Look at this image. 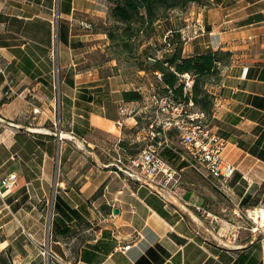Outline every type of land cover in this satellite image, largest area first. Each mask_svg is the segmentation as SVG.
I'll return each mask as SVG.
<instances>
[{
    "label": "crops",
    "instance_id": "1",
    "mask_svg": "<svg viewBox=\"0 0 264 264\" xmlns=\"http://www.w3.org/2000/svg\"><path fill=\"white\" fill-rule=\"evenodd\" d=\"M207 2L210 5H196L183 16L181 11H170L166 19L154 24V37L163 35L157 41L164 43L169 37L170 45L152 57L173 54L177 44L172 43L171 32L176 31L181 34L182 57L230 53L218 74L204 79L202 89L212 99L211 125L226 140L225 157L236 168L230 182L235 188L232 194L236 201L247 196L250 201L253 188L264 185V81L258 78L264 68V0ZM10 7L0 0L5 17H12L6 12ZM44 9L41 3H28L21 9L28 30L22 44H8L0 32V185L11 173L17 177L13 191L2 194L0 189V264H264V237L258 230L250 231L244 213L224 206L211 191V183L180 163L171 150L162 153L176 166H183L180 198L164 201L122 176L119 169L123 166H115L120 141H125L122 128L115 125L120 119L118 109L129 111L135 105L141 112L148 111L154 92L146 98L138 85L114 75L109 63L76 71L82 63L76 51L71 64L56 68L49 47L50 21L40 13ZM10 21L4 18L0 23L6 34ZM39 21H46L40 24V40L31 34ZM83 59V63L88 60ZM104 67L112 74H105ZM135 73L145 72L137 69ZM124 92H137L140 98L126 101ZM113 94H118L119 101L113 100ZM134 120L140 124L139 118L130 115L123 126L134 131L128 145L138 143L142 135L134 128ZM102 131L116 138L110 149L115 153L114 163L106 166L108 170L61 166L65 137L72 133L90 149L93 136ZM67 172L68 184L79 190L70 188L63 198L61 175ZM51 193H56L53 198ZM57 197L78 210L88 226L77 227L72 220L67 226L73 236L57 234ZM90 198L92 208L87 205ZM260 204L264 209V201ZM194 205L206 207L221 223L213 225L200 217ZM114 209L118 214H113ZM237 219H241L238 224ZM45 247L50 253L47 257L40 255Z\"/></svg>",
    "mask_w": 264,
    "mask_h": 264
},
{
    "label": "rangeland",
    "instance_id": "2",
    "mask_svg": "<svg viewBox=\"0 0 264 264\" xmlns=\"http://www.w3.org/2000/svg\"><path fill=\"white\" fill-rule=\"evenodd\" d=\"M58 1L59 0H2L4 4L6 3V5L12 6L6 11L7 14H11L12 17H5V15L3 14L5 10L0 11V23L4 22V18H7V20H11L7 24V30L10 31V33L8 34L4 33L6 29L4 28L3 24H0L1 36H5V38L8 40L7 43L10 45L22 44V38H25L27 36L28 30L27 26L24 24V20L22 19V16L25 14V12L21 9L24 8L25 5H28V3H33L34 5L41 3L43 5H46L47 7V9H44L40 13L42 16H44L50 21L48 23L50 37L52 36V32H54L55 34L56 28L58 30L59 21L61 31L64 32L65 38L67 39V44H65L59 41L60 37H58V41L55 46L52 45V39L50 40V52L54 48L56 53L54 62V66L56 68H61L63 66H68L69 64H71L70 60L75 59L74 55H76V51V53H79L82 56L80 59H77L78 62L82 63L76 66V71H81L87 67H91L92 65L95 66L96 64L101 65L103 63H109L110 65H106L108 68H112V72L114 73V75H121V77L123 79H126L128 83L132 84V86L137 87L138 85L144 95L146 93V98L148 97V95H150V93L153 92L154 95H161L160 90H158L157 88L159 85L157 83L158 79H155L154 75L151 72H147L144 74H136L135 72L137 71V69H139V66H141V64H146V67L150 66V61H144L142 57L146 55L152 56L156 50L161 49L164 43H160V41H157V39L158 37L162 38V34L160 36L157 35L154 37L152 32L150 34V37H140L139 39L134 40V42L131 43V48L133 49V52L131 51L132 53L128 54L124 52L126 50H123L118 47L119 45L116 44L117 42L113 43L103 34L104 31L116 34L115 31L117 25L114 24L113 21L109 18L110 3L108 2V0H72L71 6L73 10L72 14L69 16L58 15ZM202 1L207 5H210L207 0ZM194 6H196V4L189 3L183 8L176 9L173 11H177L178 14L179 11H181L180 14L181 16H183L186 13H189L192 7ZM169 13L170 11L168 12V14ZM39 22L41 23H35L34 29L31 30L32 37H35L38 40H40L42 36L41 25L45 24L46 21ZM53 27L55 28L54 30ZM172 35L174 39L176 38L175 36H177L178 38H180L181 36V34L179 33H173ZM70 36H72L71 39H69ZM151 37H154L153 41L150 40ZM69 40L72 46L68 44ZM148 41H151V44H148ZM71 49H73L74 51H69ZM88 51L89 53L86 54L85 52ZM83 57L88 59L86 63H83ZM73 62L76 63L77 61L75 60ZM107 67H104L103 72L105 74L111 73V71H108L106 69ZM112 98L114 101H119L118 94H113ZM146 102L147 100H145V103ZM140 109L141 107H137L134 105L133 107H129L128 110L130 111L129 113L131 116L139 118V125L141 129L145 128L147 125V120L143 118L150 117L152 111L149 109L150 111L144 110L141 112ZM56 117L59 118L58 110H56ZM121 131L123 136H125L124 142L126 143L127 141V143L125 145L123 141H120V144L123 142L126 147L128 146V150L132 155L139 152L146 142L143 139V132L142 137H140L138 143L134 142L130 143L131 145H128V142H130V140L134 138L132 137L134 131H129L125 127H122ZM63 135L66 136V134ZM65 138H67L66 152L61 160V166H79V169L83 168L84 166H93L94 171H104L108 170L106 169L108 168L106 166H109V164L114 163L113 158L115 157V153L110 151V149L112 144L116 141V138L113 137L111 133H108L107 131H102V133L100 134H95L93 136L92 147L90 149L87 148L83 140H79L76 135H73L70 138ZM170 143L176 149H182V147L179 145V140L176 136H170ZM88 149L90 152H87ZM123 162L124 164H126L125 161ZM79 169L77 168L76 171L78 172ZM73 173H75V170L73 171ZM67 174L68 172L61 175V179L62 181H64V185H62L60 188V196H62L63 198H65L64 193L68 194L70 188H72L76 193H78L79 190V186H70L68 184ZM122 176L128 178L123 173ZM197 178L200 180L199 177ZM211 187L212 190H210L212 192L214 191L219 196L222 203L227 208L237 209L240 212L244 213V215L246 214L247 210L254 211V209H263L261 208L263 204H260V202L264 201V185L253 188L251 193L252 197L250 198V201L247 202V206L245 207H242V205L240 204L241 202L235 200V196L232 194V191H235V188H233V183L229 184L228 188H226L224 192L218 190L217 188H214L213 186ZM55 194L56 193H51L52 198ZM97 195H100V192H98ZM92 201L93 198L87 200V205L90 208H92ZM243 217L245 221L250 225V231L253 227H257L258 231L255 232L264 237V220H260V218H255L253 214L252 218L254 221H249L246 218V215ZM235 221H237L238 224L241 219H237ZM77 227L83 228L84 226L82 224H77ZM82 236L84 238V235ZM79 238L80 237L77 238V242H80ZM44 249H46V247ZM45 256L47 257V255Z\"/></svg>",
    "mask_w": 264,
    "mask_h": 264
},
{
    "label": "built area",
    "instance_id": "3",
    "mask_svg": "<svg viewBox=\"0 0 264 264\" xmlns=\"http://www.w3.org/2000/svg\"><path fill=\"white\" fill-rule=\"evenodd\" d=\"M57 25V24H56ZM55 28L53 27V30ZM52 45L58 41V30L52 32ZM165 42V41H164ZM55 50H51V57L55 62ZM157 79L160 75L156 73ZM182 84L183 101L176 102L170 91L166 96L152 95L150 105L146 110L152 111L145 128L140 129L139 122L134 120V128L143 132L145 142L139 153L134 157L119 149L116 153L115 166H123L119 169L131 180H134L159 195L164 201H170L182 196L183 169L173 167L162 157V151L171 150L180 163L200 177L208 180L214 188L225 191L236 173V168L225 157L226 140L221 137L210 123L211 117L196 107L192 100V88L194 77L190 74L179 75ZM186 99V100H185ZM55 111L60 108V95L56 91L54 96ZM150 109V110H149ZM120 119L116 121V127L122 128L125 119L130 116L126 108L118 109ZM209 121V122H208ZM57 128L59 121L53 123ZM169 134H173L179 140L181 150L176 149L170 143ZM73 136L72 133H70ZM142 137V135H141ZM123 158L126 162L124 164ZM17 186L15 174H9L1 183L2 194L13 191ZM195 212L202 218L209 220L213 225L221 223L218 216L213 215L206 207L194 205ZM251 213L246 212V218L254 221ZM262 220V218H260ZM253 227L251 231H257ZM129 247H125L127 250ZM42 256L49 255L47 249H41Z\"/></svg>",
    "mask_w": 264,
    "mask_h": 264
},
{
    "label": "trees",
    "instance_id": "4",
    "mask_svg": "<svg viewBox=\"0 0 264 264\" xmlns=\"http://www.w3.org/2000/svg\"><path fill=\"white\" fill-rule=\"evenodd\" d=\"M108 2L110 3L109 18L117 25L115 31L116 34L108 31H104L103 34L113 43L117 42L116 44L119 45L118 47L126 50L124 52L128 54L133 52L131 43L134 42V40L139 39L140 37H150L152 32L154 35V24L166 19L169 11L181 9L189 3L207 5L202 0H108ZM71 5L72 0H59L57 5L58 15H71ZM171 33L178 34L179 32L176 31ZM58 37H60L59 41L67 44V39L65 38L64 32L61 31L59 21ZM175 37L176 38L174 39L172 35V43H176L177 45L170 57L158 59L146 55L142 58L144 61H150V66L146 67V64H141L139 70L144 71L145 73L151 72L155 79H157L156 73H158L160 75V80L157 82L159 84L157 88L161 92V95H158L166 96L168 91H170L176 102L184 100L182 98V84L179 81V75H192L194 77L192 100L200 110L209 115L212 106V99L210 95L202 89L204 79L217 75L218 67L226 63L230 57V53L216 51L206 52L192 57H182L181 36L180 38L177 36ZM68 44L72 46L69 41ZM165 45H170L169 37L165 38L163 46ZM258 78L264 81V68L259 72ZM122 98L126 101H131L139 99L140 96L137 92H124ZM90 99L91 98H87V101H90ZM125 145L122 142L119 146L130 156L134 157L139 153L137 152L134 155L130 154L128 146L126 147ZM161 154L164 159L173 165V167L177 169L183 167L176 166L172 163L171 160H169L170 156L167 153ZM248 199V196L243 199L241 202L242 207L247 206ZM54 209L57 213V218L54 223L57 234L63 237H67L70 234L73 236L74 232L67 226V222L72 220L76 225L82 224L84 227L88 226L79 211L71 208L62 198H56ZM96 245L94 248H97ZM83 259L85 261H90L89 257H84ZM140 263L141 261L138 264ZM233 264L239 263L234 262Z\"/></svg>",
    "mask_w": 264,
    "mask_h": 264
},
{
    "label": "bare ground",
    "instance_id": "5",
    "mask_svg": "<svg viewBox=\"0 0 264 264\" xmlns=\"http://www.w3.org/2000/svg\"><path fill=\"white\" fill-rule=\"evenodd\" d=\"M252 214L255 216V218H262V220H264V209L254 210L253 213H251V215Z\"/></svg>",
    "mask_w": 264,
    "mask_h": 264
},
{
    "label": "water",
    "instance_id": "6",
    "mask_svg": "<svg viewBox=\"0 0 264 264\" xmlns=\"http://www.w3.org/2000/svg\"><path fill=\"white\" fill-rule=\"evenodd\" d=\"M113 214H118V210L117 209H114L113 210Z\"/></svg>",
    "mask_w": 264,
    "mask_h": 264
}]
</instances>
